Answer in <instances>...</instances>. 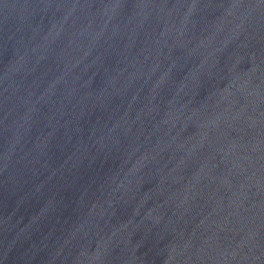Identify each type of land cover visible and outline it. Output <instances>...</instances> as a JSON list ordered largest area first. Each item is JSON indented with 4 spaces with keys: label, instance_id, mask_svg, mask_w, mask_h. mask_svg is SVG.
I'll return each instance as SVG.
<instances>
[{
    "label": "water",
    "instance_id": "obj_1",
    "mask_svg": "<svg viewBox=\"0 0 264 264\" xmlns=\"http://www.w3.org/2000/svg\"><path fill=\"white\" fill-rule=\"evenodd\" d=\"M0 264H264V0H0Z\"/></svg>",
    "mask_w": 264,
    "mask_h": 264
}]
</instances>
